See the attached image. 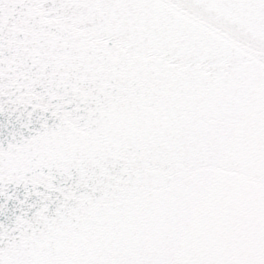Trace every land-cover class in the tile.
<instances>
[{
	"label": "snow or ice",
	"instance_id": "obj_1",
	"mask_svg": "<svg viewBox=\"0 0 264 264\" xmlns=\"http://www.w3.org/2000/svg\"><path fill=\"white\" fill-rule=\"evenodd\" d=\"M0 264H264V0H0Z\"/></svg>",
	"mask_w": 264,
	"mask_h": 264
}]
</instances>
